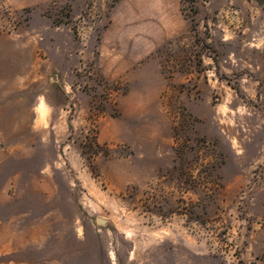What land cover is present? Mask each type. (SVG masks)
Returning <instances> with one entry per match:
<instances>
[{
  "label": "rangeland",
  "instance_id": "1",
  "mask_svg": "<svg viewBox=\"0 0 264 264\" xmlns=\"http://www.w3.org/2000/svg\"><path fill=\"white\" fill-rule=\"evenodd\" d=\"M0 264H264V0H0Z\"/></svg>",
  "mask_w": 264,
  "mask_h": 264
}]
</instances>
